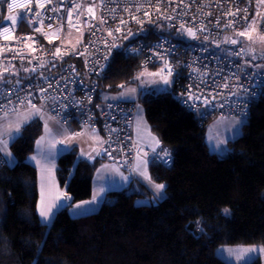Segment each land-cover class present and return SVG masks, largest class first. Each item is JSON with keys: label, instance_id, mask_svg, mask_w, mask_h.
<instances>
[{"label": "trees", "instance_id": "1", "mask_svg": "<svg viewBox=\"0 0 264 264\" xmlns=\"http://www.w3.org/2000/svg\"><path fill=\"white\" fill-rule=\"evenodd\" d=\"M257 6L256 1L251 17ZM2 14L0 1V19ZM139 73L137 60L116 51L97 80V99L135 84ZM7 80L0 73V84ZM171 88L140 92L138 100L173 158L170 168L150 165L151 180L166 185L156 205L138 204L142 188L123 190L90 215L73 218L65 207L46 227L36 213V168L26 163L43 128L35 120L22 129L11 144L17 163H0V264H225L215 253L220 245H264V92L253 102L241 136L220 156L205 140L209 118L199 126L172 98ZM95 167L73 153L59 157L56 178L73 203L90 197Z\"/></svg>", "mask_w": 264, "mask_h": 264}, {"label": "built area", "instance_id": "2", "mask_svg": "<svg viewBox=\"0 0 264 264\" xmlns=\"http://www.w3.org/2000/svg\"><path fill=\"white\" fill-rule=\"evenodd\" d=\"M0 1V70L13 73L0 85V113L43 105L54 120L79 133L100 132L105 158L123 170L132 167L139 148L132 136L138 102L97 99V80L116 51L137 60L140 72L159 70L172 98L200 123L211 114L247 118L264 91V71L243 45L215 50L247 24L256 1L264 36V0H15L25 9ZM10 17L18 22L13 25ZM68 28L78 32L76 44L56 45ZM163 151L146 156L170 168V149L168 164L157 158Z\"/></svg>", "mask_w": 264, "mask_h": 264}, {"label": "rangeland", "instance_id": "3", "mask_svg": "<svg viewBox=\"0 0 264 264\" xmlns=\"http://www.w3.org/2000/svg\"><path fill=\"white\" fill-rule=\"evenodd\" d=\"M77 33L78 32H76L72 28H68L66 33L64 34L65 38L57 40L56 45L75 42L74 40H76L75 38H77ZM240 33H245V35L241 36L239 35ZM81 36L82 34L79 33L78 37ZM249 36H251V39H249ZM262 37L264 36L259 31V13L257 11L241 30L228 34L223 39L220 48L216 47L215 50L221 52L222 50L226 49V47H231L238 44L243 45L245 47L248 59L260 66L259 68L261 70H264V40L261 39ZM231 40H236L237 43L232 44L230 42ZM253 57H255V59H253ZM0 73L5 74L4 72ZM10 74L13 76V73ZM137 88L139 89V91H141L140 94L151 93L155 95L170 89L171 84L164 83L161 80L159 76V70L146 69L142 70L139 73L135 84L125 86L117 93L101 92V97L103 101L123 102V99L134 96L133 102H138L136 105L137 112H142L146 119L144 108L138 101L140 94L137 95ZM37 108L40 109L42 113L39 114L36 113L34 110L29 109L24 112L21 111L0 113V147H3V141L7 140L8 146L6 151L11 153V163H5L7 166H13L17 163V158L11 150V144L15 139H17L21 135L22 125L28 123L26 122V119H28V117H26L27 114L41 115V118L38 119L41 120L44 126V132L43 135H41L36 140L34 144V150L26 158V163L32 164L38 171H40L43 163L49 160L52 154L61 148V132L59 129H57V126L60 125V122L52 119V117L49 115V113H47V111L43 107L39 106ZM238 121L239 123H237ZM146 122L148 123L147 119ZM243 123V120L236 117H227L222 115H215L210 117L208 123L205 126V140L209 151L212 153H217L220 156L227 155V153L229 152V142L241 136V125ZM17 124L20 125L18 132L16 128ZM37 141H40V143L38 144ZM221 141H223L224 143L221 144ZM0 157L4 161L5 156L3 152H0ZM32 157H35V159H32ZM36 213L38 216L39 213L37 211V203ZM41 224L46 226V224L42 222ZM247 249L256 250L246 251ZM262 249H264V245L261 243H238L230 245L226 244L219 246L216 249V254L220 258L224 259L228 264H249L253 260H259L260 264H264V250Z\"/></svg>", "mask_w": 264, "mask_h": 264}, {"label": "crops", "instance_id": "4", "mask_svg": "<svg viewBox=\"0 0 264 264\" xmlns=\"http://www.w3.org/2000/svg\"><path fill=\"white\" fill-rule=\"evenodd\" d=\"M70 45H75L76 42L68 43ZM264 71V70H263ZM8 75V79L12 78V75L7 71H2ZM3 84V83H1ZM0 84V85H1ZM139 89H136L137 95L140 93ZM138 99V98H137ZM136 99V100H137ZM134 100L133 97L123 99V102L131 103ZM121 101V100H120ZM101 102H114V101H103L101 97ZM45 109L43 105H40ZM39 106H35L37 108ZM27 109L33 110L32 106L25 109L19 110L26 111ZM28 110V111H29ZM46 110V109H45ZM47 111V110H46ZM42 113L41 111L39 114ZM48 113V112H47ZM39 114H27L26 123L22 125L23 129L27 124L32 121L38 120L42 124ZM50 115V114H49ZM53 119V118H52ZM24 122V121H23ZM42 135L44 132V126L42 124ZM60 130V142L62 144L61 148L55 151L49 160L45 161L42 165L40 171L36 169L37 172V188H38V200H37V211L39 213V208L43 203L47 205H56L53 208L51 214V219L55 218V214L60 211L63 207H67L68 213L71 217L76 218L83 215L92 214L100 208L104 201H109L112 199L111 194L123 190L136 191L141 193L142 197L138 199V204H149L151 199L161 201L164 198L163 194H158L154 184L151 179H147L144 175L145 171L150 177V165L151 161L146 156V152H160L162 150H168L166 146L156 145L155 141L159 140L155 133L152 131L150 125L146 122V119L142 112L135 111L134 123L132 129V136L136 143H138L139 148L135 154L132 162V167L130 169L123 170L115 163L107 160L103 152V147L105 145L104 138L100 132L88 131L86 133H79L74 127L69 125H64L60 123L57 126ZM155 138V139H154ZM160 142V141H159ZM73 153L80 160L94 159L93 163H96V169L91 181V194L90 198L82 200L79 202L72 203V197L66 192L64 188H61L57 178H56V163L63 154ZM91 163V164H93ZM32 165V164H31ZM151 178V177H150ZM144 190L149 194L144 193ZM60 197V200H57ZM67 197V198H64ZM95 197V199H94ZM88 203H84V202ZM75 205H80V208H75ZM42 223L43 220L38 215ZM53 220V219H52ZM46 224L49 226L52 222ZM45 224V223H44Z\"/></svg>", "mask_w": 264, "mask_h": 264}, {"label": "snow or ice", "instance_id": "5", "mask_svg": "<svg viewBox=\"0 0 264 264\" xmlns=\"http://www.w3.org/2000/svg\"><path fill=\"white\" fill-rule=\"evenodd\" d=\"M13 7L18 8V9H25L26 8V5L23 4V3L17 4V3H15V0H13V3H9L8 4V8L9 9H12ZM40 7H44V5H40ZM28 10L30 11L31 9H28ZM89 11H91V9H89ZM145 15L147 16L148 14L145 13ZM230 15H231V13H230ZM10 19L12 20L13 25H15L18 22L16 17H10ZM19 22H24L23 21V12L19 13ZM31 22L32 21L30 20L29 23H31ZM121 23H124V21H121ZM181 27L183 28V25ZM5 31H7V29H5ZM188 34L191 35V36H195V33L191 29H188ZM129 35H132V33H129ZM239 35L243 36V35H245V33H240ZM249 39H251V36H249ZM261 39L264 40V37H262ZM230 42L232 44H236L237 43L236 40H231ZM57 54H59V49L57 50ZM236 55H240V53H236ZM253 59H255V57H253ZM257 67H260V66H257ZM5 71H7V69H5ZM164 82L165 83H168L167 77L164 78ZM132 91H134V90H132ZM250 95L254 98L255 93H251ZM189 98H192L191 95L189 96ZM197 99H199V97H197ZM206 103H207V101H206ZM32 108H33V110L36 113H39L40 109L35 108V105H32ZM242 115H246V112L245 113H242ZM237 123H239V121ZM16 128H17V132H18V130L20 128V125L17 124L16 125ZM37 143L39 144L40 141H37ZM155 143H156V145H159L160 142H159V140H156ZM223 143L224 142L221 141V144H223ZM7 146H8V141L7 140L3 141V147H0V152H3L4 153V156H5V159H4L3 162L4 163H11V159H10L11 158V153L6 151ZM153 151L155 152V148H153ZM157 158L160 160L161 163L168 164L169 161H170V159H171V155H170V153L167 150H164L163 151V156H159L158 155ZM32 159H35V157H32ZM144 175H145V177L147 179H149V180L151 179L147 175V172L146 171H145ZM154 187H155V189H156V191H157L158 194H163V190L165 189L166 185L165 184H162V183H159V184H154ZM64 198H67V197H64ZM60 199H61L60 197H57V200H60ZM94 199H95V197H94ZM84 203H88V202L86 201ZM55 206L56 205H52V204L47 205V206H45L43 203L41 204V206L39 208V214H40V216H41V218H42V220H43V222L45 224L50 223L51 214H52L53 208ZM74 207L75 208H80V205H75ZM227 212H228V210L225 209V213L226 214H227ZM254 250H256V249H247L246 251H254ZM262 250H264V249H262Z\"/></svg>", "mask_w": 264, "mask_h": 264}, {"label": "bare ground", "instance_id": "6", "mask_svg": "<svg viewBox=\"0 0 264 264\" xmlns=\"http://www.w3.org/2000/svg\"><path fill=\"white\" fill-rule=\"evenodd\" d=\"M258 2V1H257ZM98 87H99V84H98ZM264 92V91H263ZM262 92V93H263ZM262 93H261V95H262ZM261 95H260V97H261ZM259 97V98H260ZM257 101V100H256ZM183 108V107H182ZM184 109V108H183ZM184 110H186V109H184ZM187 111V110H186ZM252 111H253V104H252V108H251V111H250V114H249V116L247 117V118H242V117H240V116H227V117H236V118H240L241 120H243L244 122H246L249 118H250V116L252 115ZM191 116H193L194 118H195V120H196V123L199 125V126H202V125H204L205 123H200L199 121H198V119H197V117L194 115V114H192L191 112H189V111H187ZM215 115H220V114H211V116L210 117H212V116H215ZM223 116V115H222ZM210 117H209V119H210ZM170 149V148H169ZM171 150V149H170ZM91 194V193H90ZM72 197V196H71ZM90 198V197H89ZM138 201V200H137ZM71 202H72V200H71ZM73 203V202H72ZM104 203V202H103ZM102 203V204H103ZM99 210V209H98ZM88 215H90V214H88ZM83 216H86V215H83ZM81 217V216H80ZM221 246V245H220ZM219 247V246H218ZM217 247V248H218ZM216 248V249H217ZM215 253H216V250H215ZM216 256L220 259V260H222L225 264H228L224 259H222V258H220L217 254H216Z\"/></svg>", "mask_w": 264, "mask_h": 264}, {"label": "water", "instance_id": "7", "mask_svg": "<svg viewBox=\"0 0 264 264\" xmlns=\"http://www.w3.org/2000/svg\"><path fill=\"white\" fill-rule=\"evenodd\" d=\"M103 153H104V151L101 152V154H103ZM87 161H88L89 163H93V162H94V159L91 158V159H88ZM151 201H152L153 205H156V204H157V202H155L154 199H151Z\"/></svg>", "mask_w": 264, "mask_h": 264}, {"label": "clouds", "instance_id": "8", "mask_svg": "<svg viewBox=\"0 0 264 264\" xmlns=\"http://www.w3.org/2000/svg\"><path fill=\"white\" fill-rule=\"evenodd\" d=\"M137 77H138V76H137ZM0 163L3 164V163H4L3 160H0Z\"/></svg>", "mask_w": 264, "mask_h": 264}]
</instances>
